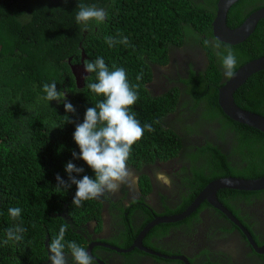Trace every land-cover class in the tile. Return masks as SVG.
Instances as JSON below:
<instances>
[{"label": "trees", "instance_id": "16d2710c", "mask_svg": "<svg viewBox=\"0 0 264 264\" xmlns=\"http://www.w3.org/2000/svg\"><path fill=\"white\" fill-rule=\"evenodd\" d=\"M218 1L0 0V264H51L48 248L62 226L66 228V256H71L68 242L75 241L88 250L84 235L90 224L96 223V230L101 231V197L76 207L73 199L77 186L59 189L56 179L59 174L70 183L66 172L69 161L84 169L72 174L77 179L84 175L95 178L83 159L73 157L74 151L80 153L73 138L76 123L83 122L87 108L104 99L87 87L97 82L95 73H90L82 88L77 85L71 65L81 64L83 54L85 61L102 57L110 70L113 65L125 69L129 83L139 85V99L130 111L141 125L154 128L145 130L127 161L131 173L135 176L136 171L139 176L144 198L133 200L128 208L121 207L120 217L127 226L113 245L129 248L154 220L145 198L153 190L148 169L157 163L179 159L181 164L176 176L182 182V204L169 214L185 210L217 179L264 177V133L230 119L219 105V89L227 78L217 55L230 47L237 57L235 72L264 57V19L245 42L222 43L215 39L212 29ZM79 4L104 8L108 16L103 23L92 21L85 28L75 19ZM261 8L264 0H239L229 11L228 26H241ZM105 37L117 42L109 46ZM123 37L128 38L127 45L119 42ZM195 47L204 51L206 61L197 68L199 72L193 69L194 64L189 65L192 70L183 80L185 90L178 87L152 92L155 71L169 63L172 51L178 53L179 48L181 53ZM52 82L57 83L58 91L65 92V102L74 106L75 113L66 112L62 101L42 98L46 95L43 85ZM234 98L242 109L264 117V71L252 75ZM67 116L73 122H67ZM212 124L218 144L207 137L194 145L195 134L206 136L203 130ZM228 133H232L231 138ZM186 137L190 143L185 147ZM220 142H226L227 147ZM183 153L184 161L180 159ZM218 199L246 225V217L252 218L248 207L263 204L264 191L226 189L218 192ZM11 207L22 210L19 218L13 220L9 215ZM203 208L210 209L211 205L205 202ZM137 215L144 219L140 228L132 225ZM191 220L201 221L198 210ZM16 226L26 230L20 233L22 239L5 244L7 230ZM171 226H157L150 236L159 237L163 227L169 230Z\"/></svg>", "mask_w": 264, "mask_h": 264}, {"label": "flooded vegetation", "instance_id": "af4514ba", "mask_svg": "<svg viewBox=\"0 0 264 264\" xmlns=\"http://www.w3.org/2000/svg\"><path fill=\"white\" fill-rule=\"evenodd\" d=\"M176 50L178 53L170 54L169 63L155 71V78L150 87L152 92L154 91L157 94L178 87L181 90H185L183 80L189 78L192 70L189 65L194 64L195 67L193 69L199 72L200 70H197V68L202 66L204 59L206 61V56L199 48L189 51L184 49L181 53H179L181 49L177 48ZM185 96L183 94L182 102L186 98ZM214 127L215 124H212L211 128L203 130L206 136H197L195 134L192 138L194 145L202 143L207 137L218 144ZM228 134V137L231 138L232 133ZM227 141H229V138ZM189 143V139L186 137L184 140L185 147ZM225 143L220 142L219 145L227 147ZM183 158L184 153L180 159L184 161ZM178 161L179 159L153 165L160 168V171L170 178V185L158 181L155 171L148 169L153 190L145 198V204L152 207V217L154 218L177 215L183 213L189 207L179 212L168 213L177 211L179 205L182 204L179 193L182 190V182L181 178L176 176V172L181 167L175 164ZM162 165H166L169 170L173 171V174H169L167 169L162 168ZM177 166L179 167L175 168ZM134 172L135 177L130 176L126 183L121 184L118 192L105 193L108 195L101 197L100 200L103 202L104 210L101 231L96 230V223H92L87 227L84 235L88 241L87 251L93 256L95 264H185L179 261V258H185L187 260L186 264H264V255L255 251L243 232L242 226L234 224L226 215L212 206L210 209H201L205 202L197 209L201 221H188L196 214L195 211L181 221L160 223L145 235L142 241L143 249H136L138 252L134 254V251L129 254H123L109 248L108 246L127 249L112 244V241L120 236V231L125 230L124 228L127 226L126 221L120 217L122 213L121 207L128 208L132 205L133 200L144 198L139 188V176L136 171ZM125 191L128 192L127 195H124ZM122 196L123 198H121ZM150 198L160 201L157 204H151ZM248 210L252 218L246 217L248 221L246 225L240 223L243 228L249 231L255 243L258 246H263L264 203L249 206ZM242 216L246 215L242 213ZM132 220L134 221L132 225H136L137 228L144 225V219L141 216H133ZM162 225L173 226L169 230L163 227V234L159 237L150 236L154 228ZM149 236L150 238L148 239ZM127 255L132 256L127 257ZM67 258L69 264H72V258L68 256Z\"/></svg>", "mask_w": 264, "mask_h": 264}, {"label": "clouds", "instance_id": "9594fccd", "mask_svg": "<svg viewBox=\"0 0 264 264\" xmlns=\"http://www.w3.org/2000/svg\"><path fill=\"white\" fill-rule=\"evenodd\" d=\"M78 9L75 16L76 22L82 24L85 28L92 21H95L97 25L103 23L108 16L104 8H97L94 5L79 4ZM105 39L109 46L117 42L111 37H105ZM119 42L127 45L129 40L127 37H123ZM213 46L216 49L220 48L219 43H214ZM199 49L205 55L204 51L201 48ZM172 53H175V51H172ZM217 55L220 56L224 76L227 79H232L236 75L237 57L235 53L228 47L222 52L218 51ZM84 66L85 71L95 73L97 79V82L88 83L87 87L93 93L102 95L104 99L94 107L87 108L83 122L76 123L73 134V138L80 148V153L77 154L74 151L73 157L83 159L94 171L95 178L84 175L82 179H77L72 174L83 173L84 169L77 167L71 161L66 164V172L70 183L66 182L59 174L56 176L57 188L59 189H68L73 184L77 186L73 199V204L76 207L82 206L84 201L99 199L105 193L118 192L121 184L126 183L131 176L127 161L130 158L133 145L143 137L145 130L154 131L151 124L141 125L135 114L130 111L131 106L139 99V85L129 83L124 68H117L113 65L110 70L102 57L94 61L86 60ZM140 78V76L137 77V79ZM87 79L88 77H86ZM43 92L46 94L42 97L44 100L62 101L66 112H76L70 102H65V92L57 90L56 82L45 83ZM67 122L73 121L67 116ZM156 179L167 185L171 183L170 178L163 172H157ZM21 211L19 207L8 209L13 220L20 217ZM24 231L26 230L20 226L9 228L4 243L7 244L12 240L20 241L22 239L20 233ZM65 232L66 228L62 226L59 235L51 239L48 248L51 253L49 257L51 264H69L65 255ZM67 248L71 253V256L68 257L72 258V264H95L93 256L89 254L87 249L78 245L75 241L68 242Z\"/></svg>", "mask_w": 264, "mask_h": 264}, {"label": "water", "instance_id": "95a60500", "mask_svg": "<svg viewBox=\"0 0 264 264\" xmlns=\"http://www.w3.org/2000/svg\"><path fill=\"white\" fill-rule=\"evenodd\" d=\"M239 0H219L217 4V14L213 22L212 29L216 40L230 44L237 45L245 42L256 30L259 22L264 19V8H261L251 14L245 22L237 27L230 28L227 23V18L231 7L236 4ZM85 55L83 54L81 64L71 65L72 73L76 79L79 88H82L85 84V79L90 73L85 71L84 66ZM264 71V57L253 60L244 66H242L235 73L236 75L232 79H227L224 85L219 89L218 102L222 111L232 120L247 125L249 127L260 130L264 133V117L247 111L239 107L235 102V92L242 87L249 78L260 72ZM237 190L247 192H259L264 191V177L259 179H243L237 177H226L217 179L211 182L194 200V202L183 212L178 215L169 217H156L150 222L136 238V241L132 246L127 249H120L113 246L109 248L119 253H131L135 249H143L142 241L145 235L156 225L160 223H174L181 221L191 214L204 203L208 202L212 207L221 211L226 215L229 220H232L234 224L242 226L243 232L249 239V242L253 246L256 252L264 255V245L258 246L253 240L249 231L243 228L240 221L229 211L218 199V192L221 190ZM150 253H153L149 251ZM178 260L183 261L185 264L187 260L185 258H179Z\"/></svg>", "mask_w": 264, "mask_h": 264}, {"label": "rangeland", "instance_id": "374dc122", "mask_svg": "<svg viewBox=\"0 0 264 264\" xmlns=\"http://www.w3.org/2000/svg\"><path fill=\"white\" fill-rule=\"evenodd\" d=\"M176 165H181L179 162L178 163H175ZM162 168L163 169H167V171L169 172V174H173V171L172 170H169L168 168H167V166L166 165H162ZM151 170H153V171H155V173H157V172H161L160 171V168H158L157 166H153L152 168H151ZM131 177H135L134 176V174L133 173H131ZM150 200H151V204H157V203H159V201L158 200H155V199H153V198H150Z\"/></svg>", "mask_w": 264, "mask_h": 264}]
</instances>
